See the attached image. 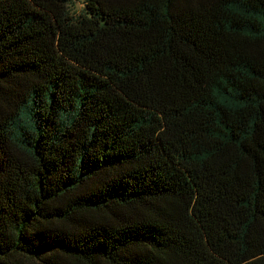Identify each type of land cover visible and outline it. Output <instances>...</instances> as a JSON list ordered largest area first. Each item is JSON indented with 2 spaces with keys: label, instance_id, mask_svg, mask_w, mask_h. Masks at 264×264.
<instances>
[{
  "label": "trees",
  "instance_id": "trees-1",
  "mask_svg": "<svg viewBox=\"0 0 264 264\" xmlns=\"http://www.w3.org/2000/svg\"><path fill=\"white\" fill-rule=\"evenodd\" d=\"M0 0V264H264V0Z\"/></svg>",
  "mask_w": 264,
  "mask_h": 264
},
{
  "label": "rangeland",
  "instance_id": "rangeland-1",
  "mask_svg": "<svg viewBox=\"0 0 264 264\" xmlns=\"http://www.w3.org/2000/svg\"><path fill=\"white\" fill-rule=\"evenodd\" d=\"M69 11L72 16L79 17L86 11V1L85 0H71L69 2Z\"/></svg>",
  "mask_w": 264,
  "mask_h": 264
}]
</instances>
